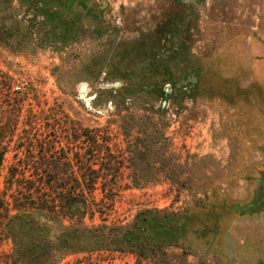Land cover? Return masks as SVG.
Listing matches in <instances>:
<instances>
[{
  "label": "rangeland",
  "instance_id": "rangeland-1",
  "mask_svg": "<svg viewBox=\"0 0 264 264\" xmlns=\"http://www.w3.org/2000/svg\"><path fill=\"white\" fill-rule=\"evenodd\" d=\"M60 1L42 2L54 21L14 3L6 15L17 14L22 28L6 29L0 14L3 82L26 96L18 134L29 110L52 118L54 109L61 127H35L44 141L67 150L62 163H122L117 181L109 178L120 191L108 225L131 223L145 209H167L179 214L180 238L197 255L190 263L264 264V0ZM134 86L150 93L140 97L138 110L126 98L119 115L104 91ZM148 104L163 110L154 123L165 135L158 146L164 157L139 165H182L174 179L179 185L159 176L147 188L124 189L131 183L128 146L136 140L143 145L146 135L139 123L127 137L121 119L130 112L142 118ZM71 127L100 130L97 154L92 141L76 138ZM14 158L11 151L0 192ZM58 232L54 227L53 236ZM4 239L8 255L12 243ZM58 264L138 263L130 254L98 251L68 255Z\"/></svg>",
  "mask_w": 264,
  "mask_h": 264
},
{
  "label": "trees",
  "instance_id": "trees-1",
  "mask_svg": "<svg viewBox=\"0 0 264 264\" xmlns=\"http://www.w3.org/2000/svg\"><path fill=\"white\" fill-rule=\"evenodd\" d=\"M45 1L61 2L0 0L3 26L6 29L11 25L24 26V21L17 14L6 15L9 13L7 9L13 7L14 3L19 7L38 8L37 19L54 21V13L50 9L41 8ZM5 43L13 46L11 41ZM4 75L0 71V180L7 155L11 151L15 152V163L8 169L4 189L0 192V236L12 243L13 252L4 255L0 244V262L58 264L61 258L68 255L110 251L133 255L138 264H193L189 262V257L197 255L180 238V227L175 224L178 213L167 209H145L131 223L108 225L106 218L114 207L116 192L120 191L116 190L118 184L111 183L109 178L117 181L122 174V163L115 166L110 163L99 168L93 165L75 168L62 163L63 159H67V150L58 149L56 140L44 141L39 134L40 130L35 127L39 123L51 132L61 127L54 109L49 112L52 118L44 111L35 115L33 110H29L19 135L26 96L13 92L10 86L4 84L3 81L8 80ZM139 91L134 86L104 91V94L110 95L116 112L121 115L126 98L134 99L131 106L138 110L140 97L150 93L145 88ZM146 108L142 118L130 112L121 119L120 128L127 137L137 132L139 123L142 124L139 125L142 126L140 130L145 127L143 133L146 135L143 145L136 140L128 146L131 183L122 187L124 189L147 188L158 183L159 176L179 185V180L174 179L182 174V165L160 163L163 162L164 151L158 146L165 135L158 124L154 123V116L163 110H157L151 104ZM80 131H74L76 138L85 136L90 139L94 148L93 155L97 154L96 139L100 130ZM153 158L160 162L147 164L146 168L140 167L139 162ZM183 185L185 183L180 184ZM98 192L102 194L101 199L98 198ZM97 217L102 223L95 225ZM54 227L59 232L53 236ZM197 264H202V261Z\"/></svg>",
  "mask_w": 264,
  "mask_h": 264
},
{
  "label": "water",
  "instance_id": "water-1",
  "mask_svg": "<svg viewBox=\"0 0 264 264\" xmlns=\"http://www.w3.org/2000/svg\"><path fill=\"white\" fill-rule=\"evenodd\" d=\"M82 90H85V88L83 87Z\"/></svg>",
  "mask_w": 264,
  "mask_h": 264
}]
</instances>
